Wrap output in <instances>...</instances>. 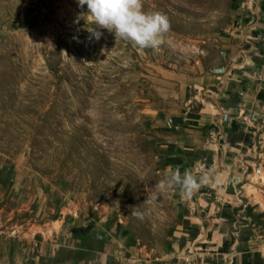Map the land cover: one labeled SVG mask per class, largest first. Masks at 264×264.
<instances>
[{
    "label": "rangeland",
    "instance_id": "rangeland-1",
    "mask_svg": "<svg viewBox=\"0 0 264 264\" xmlns=\"http://www.w3.org/2000/svg\"><path fill=\"white\" fill-rule=\"evenodd\" d=\"M239 2L143 0L171 22L153 50L95 39L78 0H0V229H64L118 264H264V136L233 173L199 121ZM177 168L195 188L170 183Z\"/></svg>",
    "mask_w": 264,
    "mask_h": 264
},
{
    "label": "crops",
    "instance_id": "crops-1",
    "mask_svg": "<svg viewBox=\"0 0 264 264\" xmlns=\"http://www.w3.org/2000/svg\"><path fill=\"white\" fill-rule=\"evenodd\" d=\"M234 25L236 31L234 29L232 33L230 32L225 38L226 41H223L225 54L220 56L219 63L214 67L216 71L206 82L216 93L229 119L219 127L215 120L214 107L207 113L204 112L207 119L204 117L199 119L201 122L211 123L208 130L211 136L212 134L215 136L211 138L218 150L226 151L231 166L238 161L240 163V158L250 162L251 158L256 156L255 144L258 138L264 136V0H240ZM256 33L257 39H248V36L253 37ZM220 67L221 74L217 71ZM228 69L229 73L223 71ZM244 115L254 116L256 120L245 125L240 121ZM235 166L236 164L233 171L231 170L233 173L237 169ZM0 194L1 201L5 192ZM22 226L23 223H20L18 229L16 228L17 235L13 237L7 236L5 229H0L1 264H118L119 257L116 252L101 250L79 252L74 240L67 238L64 229L52 232L47 230L43 235L35 237L25 235L31 234L35 223L27 224L23 228ZM242 241V244L249 248L246 250L248 259H253L255 252L251 253L250 246L254 239ZM229 245H232L230 240L218 238L216 247L219 250L212 253L213 257L221 258V254L226 255ZM220 246L223 247V251L220 250ZM158 258L163 257L158 256L157 261L149 259L146 262L164 264Z\"/></svg>",
    "mask_w": 264,
    "mask_h": 264
},
{
    "label": "clouds",
    "instance_id": "clouds-1",
    "mask_svg": "<svg viewBox=\"0 0 264 264\" xmlns=\"http://www.w3.org/2000/svg\"><path fill=\"white\" fill-rule=\"evenodd\" d=\"M78 4L81 9L87 5V12L81 11L76 23L84 20L86 25H95L87 31L97 40L103 36L99 29H106L114 34L116 42L124 39L140 49L157 50L163 43V36L171 30L167 15L158 10L146 11L143 0H78ZM172 182L182 185L186 191L196 186L189 173L181 178L179 168L171 174ZM164 186L163 183L157 185L160 189ZM132 215L142 218L135 210Z\"/></svg>",
    "mask_w": 264,
    "mask_h": 264
},
{
    "label": "built area",
    "instance_id": "built-area-1",
    "mask_svg": "<svg viewBox=\"0 0 264 264\" xmlns=\"http://www.w3.org/2000/svg\"><path fill=\"white\" fill-rule=\"evenodd\" d=\"M254 37V38H253ZM248 36V39H252V40H255L258 38V34L256 33L254 36ZM224 53V51L222 52ZM244 55V54H243ZM242 66V65H241ZM219 73L221 74L222 72V69L221 67L218 69ZM223 71H226L227 73H229V69L228 70H223ZM203 89V87L201 88ZM206 96L207 98H211L213 100H215V103L211 102L212 103V106L215 108V120H216V123L218 124L219 127H221L222 125L225 124V122L229 119V115L227 114V112H225V110H223V108L221 107L222 103L219 101V98L217 97L216 93L213 92L212 88H208L206 90ZM256 118L254 116H246L244 115L242 118H241V122L245 125H248L249 122H253L255 121ZM212 137L215 138V136L212 134ZM258 142L259 143H262L263 142V137L260 136L258 138ZM257 142V143H258ZM261 167L256 165L253 167L252 171L255 175H258L261 173ZM262 180V179H261Z\"/></svg>",
    "mask_w": 264,
    "mask_h": 264
}]
</instances>
